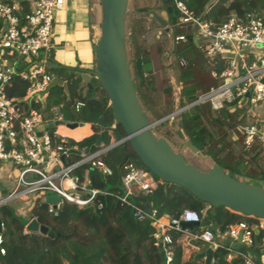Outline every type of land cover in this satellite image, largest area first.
I'll use <instances>...</instances> for the list:
<instances>
[{"label": "trees", "instance_id": "trees-1", "mask_svg": "<svg viewBox=\"0 0 264 264\" xmlns=\"http://www.w3.org/2000/svg\"><path fill=\"white\" fill-rule=\"evenodd\" d=\"M180 1H183L198 16L215 25L222 24L232 15L245 17L248 14H253L264 17V0ZM131 4L132 0H129L127 13ZM22 5H24V11L29 10L26 1L22 2ZM151 12H155L157 16L161 17L168 24L171 32L173 50L170 55L177 61L176 73L179 93L177 100L169 96L168 100L160 102L153 91L151 74L153 59L150 50L141 41V36L147 29L146 18L152 17ZM132 16V21L126 28L128 31L126 55L130 73L142 111L151 122H157L175 111L187 107L200 95L215 86L217 82L211 79V72L223 69L224 61L211 60L204 56L199 45L195 42L193 32L185 30L179 25V13L175 8L174 0H135ZM152 19L157 26L162 28L153 17ZM162 29L166 32L164 28ZM180 35H185L186 40L177 43L175 37ZM181 58L186 59L190 65H194L197 69L203 67L204 75H208L211 82L201 80V76L197 74V71H194L193 67H180L179 60ZM196 62H199L198 67L193 64ZM18 70L21 68L19 67ZM49 72L57 73L58 80L64 85L53 87L44 98L38 96V104L23 100L28 82L23 81L18 73L6 86L8 96L21 100L26 111L30 108L37 109L46 119L52 118L51 110L55 108L66 122L91 125L93 131L91 136L78 142L68 139L63 143L66 147L95 150L100 138H102L101 144L109 145L111 142L109 131L114 124L119 136L126 137L124 129L112 113L107 94L95 77L91 76V80L82 86V78L74 71L66 73L65 70L49 69ZM77 102L84 103V107L79 112L74 109ZM175 104H177V108ZM236 105L237 101L227 104L220 112L213 111L209 105H198L185 109L174 117H179L184 135L198 152H205L214 164L218 165L226 174L243 182L240 177H253L242 173L237 164L233 165L229 162L228 155H225V137L213 136L204 124L207 110L217 115L213 122L219 125L228 124L229 121L235 119V116L239 117V122L244 124L242 110L234 108ZM169 119L158 124L156 128L159 130L168 125ZM49 130L53 132L55 129ZM86 131L87 129L79 130V136L86 134ZM163 139L168 142L167 137L164 136ZM255 147L263 152L259 144L255 143L251 149ZM103 160L113 169V176L102 178L95 171H91L90 180L94 189L107 191L109 193L107 196L97 198L93 205L85 209H78L65 203L58 207L56 214H50L48 212L49 203L42 200H37L30 208V218L36 219L40 225L52 230L53 238L36 233H26L25 227L28 221L16 214L10 205L0 206V219L4 225L3 235L6 238L3 245L5 254L0 255V264H163L161 250L156 245L155 229L152 223L149 220L137 221L133 217L132 210L117 199V196L122 193L121 178L125 164L134 163L147 171L149 170L139 160L128 141L110 150ZM83 172L82 169L79 174L83 176ZM152 176L155 180L160 181V184L151 195L140 196L135 202L144 208L156 209L159 216L168 214L172 217H179L183 210L190 209L199 213L202 217V225L215 233H223L229 226L242 221L248 224L254 223V220L232 213L226 208L211 207L187 189L166 183L153 174ZM256 180L264 182V169ZM244 183L260 186L257 183ZM99 201L103 203L101 211L96 209ZM171 236L173 239L172 259L169 264H198L199 259H185L184 247L177 242L179 235L172 232ZM256 237L259 238L260 235ZM198 246L201 250L203 249L200 244ZM226 254L225 250L216 251L214 254L215 263L241 264L239 258L227 262Z\"/></svg>", "mask_w": 264, "mask_h": 264}, {"label": "built area", "instance_id": "built-area-1", "mask_svg": "<svg viewBox=\"0 0 264 264\" xmlns=\"http://www.w3.org/2000/svg\"><path fill=\"white\" fill-rule=\"evenodd\" d=\"M24 1L29 6L27 11L22 5ZM174 4L179 13V25L193 32L204 56L224 61L223 69L211 72V78L217 84L187 107L179 109V113L198 105H209L213 111L220 112L227 104L237 101L234 108L241 109L244 117L241 129L245 148L251 149L257 143L264 153V17L232 15L222 24L215 25L198 16L183 1L174 0ZM63 6L64 0H32L31 3L30 0H0V164L9 163L17 171L14 188L0 200V206L21 201L31 208L37 200L47 202L48 196L55 195L57 206L49 204L48 212L56 214L58 207L65 203L85 209L97 198L109 194L92 187L90 172L95 171L102 178L113 176V169L103 157L125 143L116 142L115 124L109 131V145L100 144L95 150L66 147L63 145L66 140H80L62 132V128L70 131L87 129L86 134L91 136V125L76 122L78 126L74 129L58 126L53 132L46 129L39 134V125L64 121L58 110L53 108L52 118L46 119L35 108L26 111L21 100L10 98L6 92L7 84L18 73L28 82L23 100L39 103V94L54 80L49 72V61L56 13ZM185 40V35L175 37L177 43ZM180 64L186 66L187 62L181 59ZM83 107L84 103L77 102L74 109L79 112ZM82 169L83 176L79 174ZM122 170V193L117 199L132 210L137 221L152 223L156 245L164 251L166 264L172 259V232L179 235V244L193 251H200L198 245L205 243L214 254L225 250L227 262L239 258L241 264H264V220L250 218L254 223L242 221L229 226L223 233H215L202 225L199 213L190 209L183 210L179 217L159 216L156 209L144 208L135 200L151 195L160 181L134 163L125 164ZM96 209L101 211L103 203L99 201ZM182 223L199 226L190 231L183 229ZM1 228L0 255H4L3 223Z\"/></svg>", "mask_w": 264, "mask_h": 264}, {"label": "water", "instance_id": "water-1", "mask_svg": "<svg viewBox=\"0 0 264 264\" xmlns=\"http://www.w3.org/2000/svg\"><path fill=\"white\" fill-rule=\"evenodd\" d=\"M129 0H100L102 21L100 24V39L96 44V71L93 73L107 94L112 113L125 131L126 137L121 138L113 131L117 143L129 142L142 164L160 180L187 189L198 199L211 207H223L240 216L264 220V186L240 182L226 174L218 165L204 172L188 164L181 154L176 153L163 138H157L153 128L179 113L151 122L142 111L133 85L130 66L126 55V18ZM150 15L166 32H170L168 24L155 12ZM57 68L56 65H54ZM64 83L54 79L48 88L39 94L44 98L55 86ZM67 126L74 129L77 123L55 121L48 126L41 124L37 131L42 134L46 129ZM184 140V136L178 133ZM102 143V138L97 145ZM190 148L197 151L190 143ZM79 154L78 152H75ZM47 203L55 207L58 197L48 196ZM2 221L0 219V234ZM199 224L182 223L183 229L193 231ZM26 233H36L53 238L54 232L32 219L25 227ZM204 253L200 256L204 264H216L214 253L205 243H201ZM161 259L166 264V256L161 251ZM67 264V263H65Z\"/></svg>", "mask_w": 264, "mask_h": 264}, {"label": "rangeland", "instance_id": "rangeland-1", "mask_svg": "<svg viewBox=\"0 0 264 264\" xmlns=\"http://www.w3.org/2000/svg\"><path fill=\"white\" fill-rule=\"evenodd\" d=\"M134 9L135 0H132L130 10L127 13L126 28L132 21ZM146 27V32L141 36V41L145 43L146 47L150 50L149 52L153 59L151 69L154 87L153 91H155V95H157V98L160 102H165L168 100L169 96L177 100L179 95L176 73L177 61H175L174 57L170 55L173 50L171 32L167 33L162 28L157 26L154 23L152 17L146 18ZM126 35H128L127 29ZM180 60V67H193L195 68L194 71H197V74L201 76V80L205 82H211L209 76L204 75L203 67H201V69H197L194 67V65H190L186 59L187 65L181 66ZM198 63L199 62L193 64H196L195 66L198 67ZM75 74L82 78V86H85L91 80V77L86 75L84 76L82 73L75 72ZM175 107L177 108V104H175ZM215 118H217V115L207 110L204 119L206 128L209 130L210 134L215 137H225V155H228L227 157L229 162L233 165L237 164L242 173L253 177H240V180L243 182L257 183L260 186H264V182H257L256 180V178L259 177L260 172L264 169V154L258 147H255L254 149L245 148L244 136L241 129L243 124L239 122V117L235 116L233 121H229L228 124L224 126L213 122ZM168 121L169 124L162 129L158 130L156 126L153 128V132L156 134V136L159 138H164V136L167 137L168 142L172 146L173 150L176 153L181 154L188 164H191L204 172L211 169L213 165H215L212 159L205 152L193 151L190 148V145L188 144L189 139L183 133V130L180 126L179 117L170 118ZM61 131L72 136H75L77 133H79V130L70 131L64 128H62ZM178 133L184 135V140L180 139ZM167 134H169V136H166ZM16 211L19 212L18 210ZM20 216L25 218L28 223L32 220L30 218L29 212L25 214L23 213ZM184 250V256L186 260H192L196 258L199 259L197 261L198 264H204V259H201L198 255L200 251H193L187 247H184Z\"/></svg>", "mask_w": 264, "mask_h": 264}, {"label": "crops", "instance_id": "crops-1", "mask_svg": "<svg viewBox=\"0 0 264 264\" xmlns=\"http://www.w3.org/2000/svg\"><path fill=\"white\" fill-rule=\"evenodd\" d=\"M101 21L100 0H64L63 8L56 13L55 17V36L49 69L65 70L66 73L74 71L84 76H93L96 71V44L100 39ZM52 75L58 80L57 73ZM89 135L90 133L75 138L81 140ZM16 175L17 171L13 165L0 164V200L14 188ZM9 205L18 215L30 211V205L25 202L19 201ZM202 253L204 248L198 255L201 256Z\"/></svg>", "mask_w": 264, "mask_h": 264}, {"label": "bare ground", "instance_id": "bare-ground-1", "mask_svg": "<svg viewBox=\"0 0 264 264\" xmlns=\"http://www.w3.org/2000/svg\"><path fill=\"white\" fill-rule=\"evenodd\" d=\"M74 137L78 138L79 137V134L77 133V135H75Z\"/></svg>", "mask_w": 264, "mask_h": 264}]
</instances>
